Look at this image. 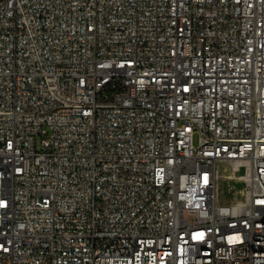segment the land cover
I'll return each instance as SVG.
<instances>
[{
    "label": "built area",
    "instance_id": "built-area-1",
    "mask_svg": "<svg viewBox=\"0 0 264 264\" xmlns=\"http://www.w3.org/2000/svg\"><path fill=\"white\" fill-rule=\"evenodd\" d=\"M0 264H264V0H0Z\"/></svg>",
    "mask_w": 264,
    "mask_h": 264
},
{
    "label": "rangeland",
    "instance_id": "rangeland-1",
    "mask_svg": "<svg viewBox=\"0 0 264 264\" xmlns=\"http://www.w3.org/2000/svg\"><path fill=\"white\" fill-rule=\"evenodd\" d=\"M197 143V136L194 139ZM217 180V203L220 205H234L244 199L243 183L233 177L231 164L219 162Z\"/></svg>",
    "mask_w": 264,
    "mask_h": 264
},
{
    "label": "bare ground",
    "instance_id": "bare-ground-1",
    "mask_svg": "<svg viewBox=\"0 0 264 264\" xmlns=\"http://www.w3.org/2000/svg\"><path fill=\"white\" fill-rule=\"evenodd\" d=\"M233 174V173H232Z\"/></svg>",
    "mask_w": 264,
    "mask_h": 264
}]
</instances>
